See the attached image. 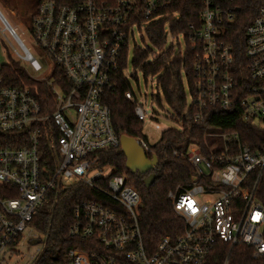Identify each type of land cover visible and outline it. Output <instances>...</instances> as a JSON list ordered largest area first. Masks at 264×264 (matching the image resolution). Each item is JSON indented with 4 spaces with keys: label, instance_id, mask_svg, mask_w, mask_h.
I'll use <instances>...</instances> for the list:
<instances>
[{
    "label": "built area",
    "instance_id": "2783aa9c",
    "mask_svg": "<svg viewBox=\"0 0 264 264\" xmlns=\"http://www.w3.org/2000/svg\"><path fill=\"white\" fill-rule=\"evenodd\" d=\"M64 1L39 0L31 17L29 32L49 63L46 67L0 12V261L19 242L42 238L34 264L44 238L31 222L50 199L57 201V193L51 194L56 187L72 185H84L102 198L71 204L67 234L85 249L70 248L65 260L52 264H208L221 244L228 246L221 264H229L230 250L238 244L248 246L258 260L264 254V206L256 199V188L264 170V146L253 152L238 134L224 132L213 135L221 145L207 153L195 145L182 154L174 151L192 170L188 182L166 194L183 229L154 248L143 242L138 191L113 168L98 166L103 152L120 148L102 95L113 86L123 50L136 30L144 32L164 18L178 20L179 14L168 10L173 0ZM194 1L198 17L185 34L164 29L166 38L182 35L192 56L186 109L193 111L194 121H201L208 109H235L243 120L264 128V0L244 30L243 68L235 66L232 47L224 39L238 18V0ZM9 59L44 81L48 92L8 84L3 69ZM23 62L35 72L45 70L33 76ZM55 70L61 76H50ZM124 96L142 122L147 111L130 91ZM136 141L148 159L155 155L145 138ZM106 168L111 172L103 175ZM253 172L256 176L249 180Z\"/></svg>",
    "mask_w": 264,
    "mask_h": 264
},
{
    "label": "trees",
    "instance_id": "16d2710c",
    "mask_svg": "<svg viewBox=\"0 0 264 264\" xmlns=\"http://www.w3.org/2000/svg\"><path fill=\"white\" fill-rule=\"evenodd\" d=\"M58 1L65 2L64 0ZM101 1L111 4L115 0ZM260 1L238 0L237 5L240 8L238 18L228 27L224 35L225 41L232 47L236 67L243 68L245 65L244 30L256 14ZM168 10L177 12L178 20L164 18L149 24L144 30L147 40L158 53L147 62L152 52L148 48L134 47L132 65L135 69L138 68L145 78L156 76L159 91L156 95V102L160 103L161 98L164 100L174 116L180 120V129L169 128L161 132L158 142L151 146L158 162L146 174L131 173L126 169L125 157L120 148L103 152L98 161V166L111 167L115 175L126 177L127 184L134 187L140 194L138 220L143 242L148 248H154L163 237H177L183 229V221L172 211L166 194L174 190L176 186L188 182L192 170L184 159L173 155L174 151L182 154L190 146L195 145L202 152L207 153L213 145H221V139L213 135L224 132L238 134L241 144L249 147L253 152L259 151L264 146V128L243 120L235 109L226 111L208 109L203 113L201 121H194L193 111L186 109V93L182 80L184 77L186 87L190 88L192 56L187 49L183 53H176L173 52L172 46L165 48L164 29L167 26L174 34H185L188 24L197 20L199 7L194 0H173ZM127 55L128 49L125 48L119 62V70L112 79L113 86L103 93L102 103L110 110L111 123L115 132L137 140L144 138L140 134L142 122L137 120L131 102L124 96L125 92L130 89L123 74ZM55 72L61 76V73L56 70L50 76H55ZM3 74L10 85H32L39 93L48 92L44 81L31 78L21 65L12 59L4 65ZM150 173L155 175V179L147 188L143 179ZM255 176L256 172H253L248 179L254 180ZM54 193L58 195L57 201L50 199L38 210L31 222V226L44 238L43 252L34 264H52L58 260H65L66 252L70 248L85 249L82 241L72 239L67 234L71 221L70 206L73 202L86 197L97 200L102 198L84 185H72L65 188L58 186L51 194ZM256 199L264 206V170L257 184ZM227 252L228 246L221 244V247L210 255L208 264H221ZM229 264H264V254L258 260H254L251 256V249L238 244L230 250Z\"/></svg>",
    "mask_w": 264,
    "mask_h": 264
},
{
    "label": "rangeland",
    "instance_id": "374dc122",
    "mask_svg": "<svg viewBox=\"0 0 264 264\" xmlns=\"http://www.w3.org/2000/svg\"><path fill=\"white\" fill-rule=\"evenodd\" d=\"M37 4V0H0V12L10 25L16 27L18 36L22 39L30 54L43 67H46L49 63L46 61V58L29 32L31 17L36 10ZM12 44L20 51L13 40ZM169 46H172L174 51L183 53L186 48V43L182 35L178 34L172 37L168 35L165 48ZM134 47L148 48L152 52L147 62L151 61L158 51L147 40L144 32L136 30L134 32V39L129 41L126 67L123 71L133 99L140 104L143 110L147 111L141 123L140 134L145 138L149 146H153L158 142L162 131L169 128L180 129V120L174 116V113L168 108L162 98L160 99V103L156 102V95L159 93L156 76H147L145 78L138 68L135 69L133 67L132 58ZM1 58L4 60V56H1ZM23 65L33 76H39L45 70L35 72L27 62H23ZM182 80L186 93V108H188L191 103V97L184 77H182ZM110 172V169L106 168L103 171V175H108ZM30 233L32 235L37 234L35 231H31ZM41 249L42 238L36 241L27 240L19 242L14 247V252L4 255V259L0 261V264H32Z\"/></svg>",
    "mask_w": 264,
    "mask_h": 264
},
{
    "label": "water",
    "instance_id": "95a60500",
    "mask_svg": "<svg viewBox=\"0 0 264 264\" xmlns=\"http://www.w3.org/2000/svg\"><path fill=\"white\" fill-rule=\"evenodd\" d=\"M120 151L125 157V167L131 173L146 174L150 172L157 164L158 159L155 155L151 159L145 156V153L136 141L135 138L120 135ZM155 179L153 173L144 177L143 183L145 187H149Z\"/></svg>",
    "mask_w": 264,
    "mask_h": 264
}]
</instances>
